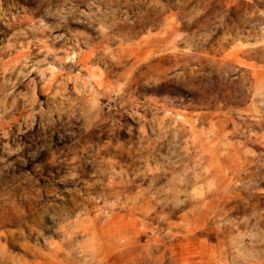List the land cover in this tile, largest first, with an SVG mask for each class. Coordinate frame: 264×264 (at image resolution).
Listing matches in <instances>:
<instances>
[{"label": "rangeland", "instance_id": "1", "mask_svg": "<svg viewBox=\"0 0 264 264\" xmlns=\"http://www.w3.org/2000/svg\"><path fill=\"white\" fill-rule=\"evenodd\" d=\"M0 264H264V0H0Z\"/></svg>", "mask_w": 264, "mask_h": 264}]
</instances>
